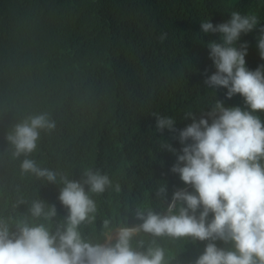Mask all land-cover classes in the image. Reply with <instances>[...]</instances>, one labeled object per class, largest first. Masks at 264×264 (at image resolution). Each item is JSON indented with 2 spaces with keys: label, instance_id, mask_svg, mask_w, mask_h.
Masks as SVG:
<instances>
[{
  "label": "trees",
  "instance_id": "obj_1",
  "mask_svg": "<svg viewBox=\"0 0 264 264\" xmlns=\"http://www.w3.org/2000/svg\"><path fill=\"white\" fill-rule=\"evenodd\" d=\"M233 11L259 19L236 42L237 48L247 45L246 67L254 71L264 65L258 48L264 0H0V171L11 172L13 162L18 167L0 178V218H11L10 233H18L17 220L46 221L31 217L35 199L65 209L67 216L58 199L60 177L81 181L85 169L110 178L103 193L88 194L114 226L141 221L137 209L163 214L173 194L190 185L171 170L193 142L182 144L180 130L193 117L211 123L216 101L249 110L240 94L229 98L226 88L205 83L216 72L208 44L222 41L218 32L204 33L201 23L227 22ZM41 112L56 128L41 131L27 158L55 171L56 183L22 173L25 156L15 157L7 140L16 123ZM155 114L172 118L173 130L158 131ZM256 115L264 123V110ZM185 191L196 194L192 185ZM212 218L210 212L206 222ZM137 240L145 244L140 251L163 247L167 264H194L210 242L140 233L134 247ZM211 242L232 247L230 241Z\"/></svg>",
  "mask_w": 264,
  "mask_h": 264
},
{
  "label": "clouds",
  "instance_id": "obj_2",
  "mask_svg": "<svg viewBox=\"0 0 264 264\" xmlns=\"http://www.w3.org/2000/svg\"><path fill=\"white\" fill-rule=\"evenodd\" d=\"M258 22L254 14L233 11L227 22L201 23L204 33L218 32L222 41L208 44L216 72L205 83L226 88L229 98L240 94L249 110L224 107L216 101L209 113L211 123L206 118L193 117V122L180 130L182 144L189 139L193 142L183 147L171 170L190 184L185 190L192 185L196 194L178 190L169 201L167 214L166 208L163 214L137 209L136 216L141 221L114 226L110 215L97 212L96 202L88 194H101L111 185L107 174L85 169L81 181L61 176L63 187L58 199L68 209V215L65 209L46 207L44 201L35 199L28 211L31 217H42L44 223L20 219L14 223L18 233H10L11 218H0V264H167L163 247L147 246L140 251L145 245L143 240L133 246L140 233L153 238L210 241L194 264H264V123L256 115L258 110H264V65L249 70L245 61L247 45L236 47L241 34L253 30ZM165 38L166 33H162L160 39ZM258 48L264 59V28ZM155 116L158 131L173 130L172 118ZM55 128L56 121L46 112L30 115L12 127L7 140L15 157L25 156L20 163L22 173L57 182L55 171L27 158L37 149L41 131L52 132ZM10 167L9 173L0 171V178H8L13 169L18 170L15 162ZM165 191L161 186L159 192ZM177 201L182 202L178 209ZM201 208L197 217L195 213ZM210 212L213 218L206 222ZM218 239L230 241L232 247L218 248L211 242Z\"/></svg>",
  "mask_w": 264,
  "mask_h": 264
},
{
  "label": "rangeland",
  "instance_id": "obj_3",
  "mask_svg": "<svg viewBox=\"0 0 264 264\" xmlns=\"http://www.w3.org/2000/svg\"><path fill=\"white\" fill-rule=\"evenodd\" d=\"M185 190V188H183L181 191H184ZM168 207H169V203H168V205H167V207H166V210L168 209ZM165 210V211H166ZM164 211V210H163Z\"/></svg>",
  "mask_w": 264,
  "mask_h": 264
}]
</instances>
